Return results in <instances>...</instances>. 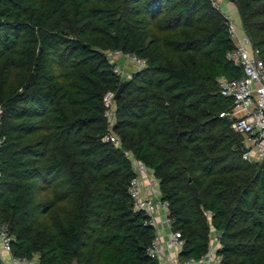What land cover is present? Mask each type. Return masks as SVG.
<instances>
[{
	"label": "trees",
	"instance_id": "1",
	"mask_svg": "<svg viewBox=\"0 0 264 264\" xmlns=\"http://www.w3.org/2000/svg\"><path fill=\"white\" fill-rule=\"evenodd\" d=\"M234 6L264 64V0ZM232 49L209 0H0V226L11 256L157 264L155 229L128 193L132 156L168 204L179 261L199 262L214 230L220 264H264V161H244L220 117L232 99L219 80L242 77ZM113 51L144 67L121 78ZM123 82L108 119L103 98Z\"/></svg>",
	"mask_w": 264,
	"mask_h": 264
},
{
	"label": "built area",
	"instance_id": "2",
	"mask_svg": "<svg viewBox=\"0 0 264 264\" xmlns=\"http://www.w3.org/2000/svg\"><path fill=\"white\" fill-rule=\"evenodd\" d=\"M234 5V0H228ZM211 7L220 12L218 0H209ZM221 13V12H220ZM222 14V13H221ZM226 21V27L230 39L233 43V49L226 54L228 60L235 63L242 71V77L238 80H219V90L222 96L232 99V106L229 110L220 114V117L226 118L231 122V129L242 138L243 154L242 159L248 163L258 164L264 161V64L259 58V51L252 46L250 39L243 31L241 24L235 23L230 16L222 14ZM108 59L114 64L113 72L124 78L123 64H132L136 70L144 67V62L137 59L134 55L123 54L120 51H113L107 54ZM104 106L107 109L106 117L111 116L113 108L114 94L108 92L103 98ZM105 141H111L117 144V138L113 134L106 137ZM132 170L135 177L130 181L128 193L133 200L134 209L142 211L148 216V225L155 229L158 227V215H163V224L169 229L170 249L176 251L175 256L165 258L164 249L157 240L152 241L147 249L150 258L161 264H220V257L216 251L219 248L218 234L211 239L207 254L199 261L178 260V253L182 247L181 235L177 231L171 230V220L168 216V204L160 200V197L154 196V188L157 181L149 174L145 166L130 156ZM145 180V181H144ZM147 184L145 185V183ZM144 184V187L142 186ZM146 189L147 194H143ZM149 194L153 195L152 198ZM211 235V234H210ZM10 239L6 234V228L0 226V253H6L10 256L11 262L29 263V260L17 259L11 256L9 248Z\"/></svg>",
	"mask_w": 264,
	"mask_h": 264
},
{
	"label": "crops",
	"instance_id": "3",
	"mask_svg": "<svg viewBox=\"0 0 264 264\" xmlns=\"http://www.w3.org/2000/svg\"><path fill=\"white\" fill-rule=\"evenodd\" d=\"M225 6L227 7V4ZM142 186L144 187V184ZM143 194L144 195L147 194L146 189L143 190ZM154 196L159 197V192L158 193L155 192ZM149 197L152 198L153 195L149 194ZM162 215L163 214L161 212L158 215L159 216L158 217L159 222H158V227L156 230V237H157L158 242L160 243V245L164 249L165 258H167V256L168 257L175 256L176 251L173 249H170L169 229L163 224V222H161L162 218H163ZM210 234H211L210 235V237H211V236H214L216 234V232L214 230H212ZM0 264H39V263H38L37 257L29 260V263L28 262L27 263H14V262H11L10 256L8 254L0 253ZM161 264H165V260H163L161 262Z\"/></svg>",
	"mask_w": 264,
	"mask_h": 264
},
{
	"label": "rangeland",
	"instance_id": "4",
	"mask_svg": "<svg viewBox=\"0 0 264 264\" xmlns=\"http://www.w3.org/2000/svg\"><path fill=\"white\" fill-rule=\"evenodd\" d=\"M219 2V6H220V12L222 14H226L228 16H230L231 19H233L235 21V23L238 25H240V20L238 17V13L236 11V8L234 5H232L228 0H218ZM227 4V7L225 6ZM119 66L121 68H123L124 71V78H128L130 76V74L136 70V67L132 64H123L120 62ZM145 181V180H144ZM145 183V182H144ZM147 184V182L145 183V185ZM155 192H159L158 190V185H156V187L154 188ZM214 237L211 236V239H213ZM36 258V257H34Z\"/></svg>",
	"mask_w": 264,
	"mask_h": 264
},
{
	"label": "water",
	"instance_id": "5",
	"mask_svg": "<svg viewBox=\"0 0 264 264\" xmlns=\"http://www.w3.org/2000/svg\"><path fill=\"white\" fill-rule=\"evenodd\" d=\"M124 85H125V82H123L122 84H120L118 90L114 94V100H117L118 99V97L120 96L121 91H122ZM115 123H116V116H115V114H113L112 117H111V120H110V128L111 129H114L115 128Z\"/></svg>",
	"mask_w": 264,
	"mask_h": 264
}]
</instances>
